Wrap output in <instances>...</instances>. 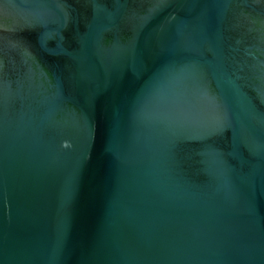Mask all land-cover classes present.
Listing matches in <instances>:
<instances>
[{
  "label": "water",
  "instance_id": "obj_1",
  "mask_svg": "<svg viewBox=\"0 0 264 264\" xmlns=\"http://www.w3.org/2000/svg\"><path fill=\"white\" fill-rule=\"evenodd\" d=\"M0 264H264V0H0Z\"/></svg>",
  "mask_w": 264,
  "mask_h": 264
}]
</instances>
